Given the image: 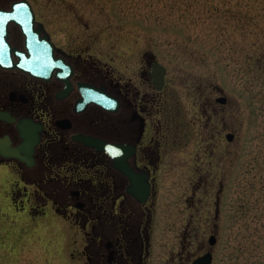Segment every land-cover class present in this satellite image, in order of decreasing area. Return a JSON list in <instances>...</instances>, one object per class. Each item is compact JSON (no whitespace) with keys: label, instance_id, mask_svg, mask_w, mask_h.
<instances>
[{"label":"rangeland","instance_id":"rangeland-1","mask_svg":"<svg viewBox=\"0 0 264 264\" xmlns=\"http://www.w3.org/2000/svg\"><path fill=\"white\" fill-rule=\"evenodd\" d=\"M40 1L60 44L88 41L124 81L146 89L148 54L167 68L150 121V264L208 251L264 264V0ZM35 192L0 166V264H86L83 231Z\"/></svg>","mask_w":264,"mask_h":264},{"label":"flooded vegetation","instance_id":"flooded-vegetation-1","mask_svg":"<svg viewBox=\"0 0 264 264\" xmlns=\"http://www.w3.org/2000/svg\"><path fill=\"white\" fill-rule=\"evenodd\" d=\"M40 4L0 0V166L35 186L41 205L52 203L80 227L86 264H150V121L154 91L164 90L167 74L158 90L157 61L148 54L146 89L124 81L89 53L88 41L70 49L60 44ZM34 45L43 54L37 64H31ZM136 178L141 189L150 188L146 201L134 194Z\"/></svg>","mask_w":264,"mask_h":264},{"label":"water","instance_id":"water-1","mask_svg":"<svg viewBox=\"0 0 264 264\" xmlns=\"http://www.w3.org/2000/svg\"><path fill=\"white\" fill-rule=\"evenodd\" d=\"M30 17L32 18V14H30ZM30 17L28 19L30 20ZM29 23L27 24V28L29 30ZM38 46H29L30 51L32 52V63L31 64H37L40 58H42L43 54L38 49ZM153 75H154V83L158 89H162L165 85V75H166V67L160 64L159 62H156L152 66ZM101 103H103L105 106H107L108 101L106 98L102 97L99 99ZM218 101L220 103L225 104L227 102V98L225 96L219 97ZM235 135L233 133H229L227 135L228 140H233ZM128 171V170H127ZM129 172V171H128ZM142 180L137 179L134 181V194L141 200L146 201L150 195V188L148 185H144V188L141 189ZM217 242V238L215 235H212L210 237V243L211 245H215ZM214 255L212 251H208L205 254L201 255L197 259L194 260L193 264H213Z\"/></svg>","mask_w":264,"mask_h":264}]
</instances>
